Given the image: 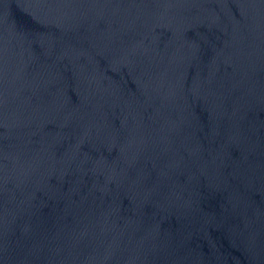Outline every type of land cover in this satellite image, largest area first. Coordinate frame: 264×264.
Masks as SVG:
<instances>
[{
	"label": "water",
	"instance_id": "95a60500",
	"mask_svg": "<svg viewBox=\"0 0 264 264\" xmlns=\"http://www.w3.org/2000/svg\"><path fill=\"white\" fill-rule=\"evenodd\" d=\"M0 264H264V0H0Z\"/></svg>",
	"mask_w": 264,
	"mask_h": 264
}]
</instances>
